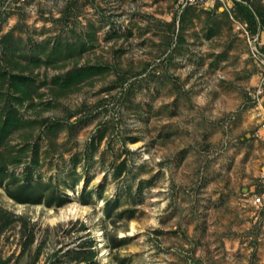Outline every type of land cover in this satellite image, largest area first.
I'll return each instance as SVG.
<instances>
[{
  "label": "rangeland",
  "instance_id": "rangeland-1",
  "mask_svg": "<svg viewBox=\"0 0 264 264\" xmlns=\"http://www.w3.org/2000/svg\"><path fill=\"white\" fill-rule=\"evenodd\" d=\"M13 4L0 264H264L238 201L263 157L245 107L257 70L229 16L177 0ZM22 185L39 204L9 197ZM72 205L84 213L63 217Z\"/></svg>",
  "mask_w": 264,
  "mask_h": 264
},
{
  "label": "built area",
  "instance_id": "built-area-1",
  "mask_svg": "<svg viewBox=\"0 0 264 264\" xmlns=\"http://www.w3.org/2000/svg\"><path fill=\"white\" fill-rule=\"evenodd\" d=\"M17 1H19V6L25 2V0ZM235 1L238 0H177V5L180 13L191 7L203 10L217 8L225 12L229 16L235 31L248 44L249 55L255 64L257 75L255 85L247 90L245 107L252 112L256 126L252 137L261 142L263 146V157L254 184L240 194L238 201L239 207L242 213L248 218L251 228L261 231L264 234V45L260 39V34H253L249 25L236 16ZM13 6V0L2 1L0 15L2 13L9 14V12L14 11Z\"/></svg>",
  "mask_w": 264,
  "mask_h": 264
},
{
  "label": "trees",
  "instance_id": "trees-1",
  "mask_svg": "<svg viewBox=\"0 0 264 264\" xmlns=\"http://www.w3.org/2000/svg\"><path fill=\"white\" fill-rule=\"evenodd\" d=\"M259 1L254 2L253 0H240L235 1V13L236 16L246 22L249 25V28L253 34L258 33L259 30H264V8L261 6ZM31 187L19 186L15 192L8 193L9 197L16 201L19 204H39L41 200V196H36L33 199H30ZM27 193L28 197L24 196V193Z\"/></svg>",
  "mask_w": 264,
  "mask_h": 264
},
{
  "label": "bare ground",
  "instance_id": "bare-ground-1",
  "mask_svg": "<svg viewBox=\"0 0 264 264\" xmlns=\"http://www.w3.org/2000/svg\"><path fill=\"white\" fill-rule=\"evenodd\" d=\"M83 213H84V210L80 209L77 205H72L66 212L62 213V215L63 217H77L78 215L83 214ZM101 236L102 234L100 232H97V237L99 238L98 240L100 243L102 239Z\"/></svg>",
  "mask_w": 264,
  "mask_h": 264
},
{
  "label": "crops",
  "instance_id": "crops-1",
  "mask_svg": "<svg viewBox=\"0 0 264 264\" xmlns=\"http://www.w3.org/2000/svg\"><path fill=\"white\" fill-rule=\"evenodd\" d=\"M240 0H238V2H239ZM254 2H256V1H259L258 3L261 5V6H263V8H264V2H263V0H253ZM264 14V13H263ZM259 34H260V39H261V41H262V43H263V45H264V30L263 31H260L259 30V32H258ZM244 217H246L245 215H244ZM247 218V217H246ZM248 219V218H247ZM248 224H249V220H248Z\"/></svg>",
  "mask_w": 264,
  "mask_h": 264
}]
</instances>
